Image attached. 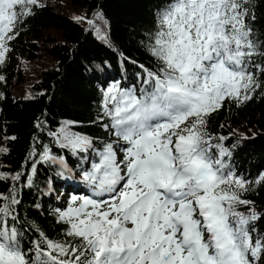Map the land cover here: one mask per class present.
Returning <instances> with one entry per match:
<instances>
[{
    "label": "snow or ice",
    "instance_id": "1",
    "mask_svg": "<svg viewBox=\"0 0 264 264\" xmlns=\"http://www.w3.org/2000/svg\"><path fill=\"white\" fill-rule=\"evenodd\" d=\"M37 4L0 0V65L19 35L17 25ZM252 6V0H170L150 36L159 67L144 69L146 87L139 96L118 87L104 94L105 115L127 144L123 160L112 143L100 149L73 132L72 122L48 133L74 155L91 152L92 159L83 157L91 164L83 179L96 195H111L83 197L78 206L57 209L59 221L68 225L65 236L73 239L54 241L39 231L29 258L20 232L9 224L16 221L14 206L20 203L15 189L0 194V264H258L264 235L254 238L251 225L259 213L238 211L252 203L242 199L249 182L213 158V147L220 156L227 152L213 145L206 131L207 117L226 100L239 106L262 87L253 71L264 74V66L253 59L264 52L249 23L255 19ZM7 152L0 147V153ZM30 155L37 156L35 149ZM38 162L66 168L64 157L44 145L27 176L29 187ZM22 175L0 172V181L19 182Z\"/></svg>",
    "mask_w": 264,
    "mask_h": 264
},
{
    "label": "trees",
    "instance_id": "2",
    "mask_svg": "<svg viewBox=\"0 0 264 264\" xmlns=\"http://www.w3.org/2000/svg\"><path fill=\"white\" fill-rule=\"evenodd\" d=\"M170 0H38L32 14L17 25L19 35L10 41L11 51L0 65V172L9 177L23 173L19 182L0 181V194L15 189L20 201L17 219L9 221L20 232V244L29 258L35 255L33 241L39 231L54 241L72 240L65 236L68 225L59 221L57 209L78 206L79 192L91 193L83 179L91 164V152L74 155L62 149L48 133L65 122L73 132L91 138L102 149L112 143L120 149L123 139L111 127V118L102 107L109 87L133 90L137 96L146 87L144 69L156 71L158 61L150 51V36L156 31L159 12ZM254 20H249L257 47L264 52V0H252ZM97 13L101 14L100 18ZM77 17H85L77 20ZM95 21V25L87 23ZM97 28L100 29L97 32ZM264 66V55H256ZM143 66V68L141 67ZM262 87L252 99L237 105L226 100L223 107L207 117L206 131L213 145L221 144L227 154L213 147L214 159L249 182L242 199L251 201L238 211L254 208L260 218L251 225L253 237L264 235V74L253 69ZM16 87L18 95L11 89ZM39 123L40 127H37ZM105 125L108 127L105 128ZM16 139H5V137ZM226 137L220 140L219 137ZM47 145L52 154L64 157L68 168L50 162L36 163L33 183L27 186L34 160ZM35 149L37 156L30 153ZM76 197V201H73ZM46 247V246H45ZM258 264H264V255Z\"/></svg>",
    "mask_w": 264,
    "mask_h": 264
},
{
    "label": "rangeland",
    "instance_id": "3",
    "mask_svg": "<svg viewBox=\"0 0 264 264\" xmlns=\"http://www.w3.org/2000/svg\"><path fill=\"white\" fill-rule=\"evenodd\" d=\"M11 93H12V95H14V96H17L18 95V89L16 88V87H13L12 89H11ZM119 154H120V152H119ZM119 155H118V153H117V157H118ZM84 197V196H83ZM104 200H107V198H105Z\"/></svg>",
    "mask_w": 264,
    "mask_h": 264
}]
</instances>
